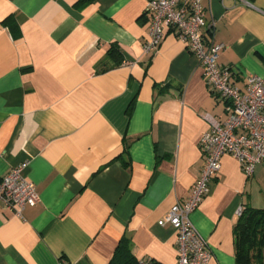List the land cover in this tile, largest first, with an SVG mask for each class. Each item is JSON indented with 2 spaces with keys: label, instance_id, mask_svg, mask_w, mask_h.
Returning a JSON list of instances; mask_svg holds the SVG:
<instances>
[{
  "label": "crops",
  "instance_id": "0c3cea01",
  "mask_svg": "<svg viewBox=\"0 0 264 264\" xmlns=\"http://www.w3.org/2000/svg\"><path fill=\"white\" fill-rule=\"evenodd\" d=\"M77 2L0 0V179L27 162L38 194L22 216L0 204V264H108L119 244L120 262L176 264V232L158 221L188 197L199 140L230 104L173 33L143 50L147 0ZM201 2L231 81L264 77V0ZM246 204L264 208V163L247 176L224 154L189 216L208 264H235Z\"/></svg>",
  "mask_w": 264,
  "mask_h": 264
},
{
  "label": "built area",
  "instance_id": "2783aa9c",
  "mask_svg": "<svg viewBox=\"0 0 264 264\" xmlns=\"http://www.w3.org/2000/svg\"><path fill=\"white\" fill-rule=\"evenodd\" d=\"M145 12L150 21L143 50L155 53L164 34L173 33L197 58L210 92L230 104L226 119L213 122L199 140L202 168L188 197L173 204L166 219L158 221L176 232V264H208L210 251L189 216L208 195L224 154L234 157L247 176L264 163V77L248 75L244 90L231 81V70L217 63L223 45L208 41L204 35L214 24L207 22L201 0H147ZM26 167L27 162H21L0 179V204L17 216L38 198L33 182L25 176ZM138 264L151 262L139 260Z\"/></svg>",
  "mask_w": 264,
  "mask_h": 264
},
{
  "label": "trees",
  "instance_id": "16d2710c",
  "mask_svg": "<svg viewBox=\"0 0 264 264\" xmlns=\"http://www.w3.org/2000/svg\"><path fill=\"white\" fill-rule=\"evenodd\" d=\"M86 1L78 0L77 5L82 6ZM114 49V45L109 48V52L113 55ZM233 235L235 264H264V208H254L248 204L244 205L233 226ZM122 241L123 238L120 241L121 244ZM120 247L124 248L119 244ZM119 248H117L108 264H138L139 260H136L131 254L122 262L117 260L116 253Z\"/></svg>",
  "mask_w": 264,
  "mask_h": 264
}]
</instances>
